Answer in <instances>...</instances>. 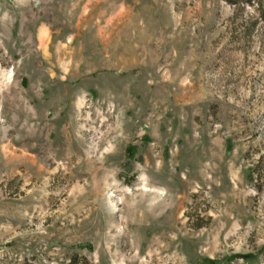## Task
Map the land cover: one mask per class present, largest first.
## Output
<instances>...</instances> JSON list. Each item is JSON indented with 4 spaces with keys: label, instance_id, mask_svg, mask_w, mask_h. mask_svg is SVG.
<instances>
[{
    "label": "rangeland",
    "instance_id": "obj_1",
    "mask_svg": "<svg viewBox=\"0 0 264 264\" xmlns=\"http://www.w3.org/2000/svg\"><path fill=\"white\" fill-rule=\"evenodd\" d=\"M0 264H264V0H0Z\"/></svg>",
    "mask_w": 264,
    "mask_h": 264
}]
</instances>
